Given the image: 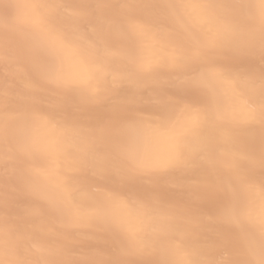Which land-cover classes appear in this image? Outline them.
Returning a JSON list of instances; mask_svg holds the SVG:
<instances>
[{
  "label": "bare ground",
  "instance_id": "6f19581e",
  "mask_svg": "<svg viewBox=\"0 0 264 264\" xmlns=\"http://www.w3.org/2000/svg\"><path fill=\"white\" fill-rule=\"evenodd\" d=\"M0 264H264V0H0Z\"/></svg>",
  "mask_w": 264,
  "mask_h": 264
}]
</instances>
